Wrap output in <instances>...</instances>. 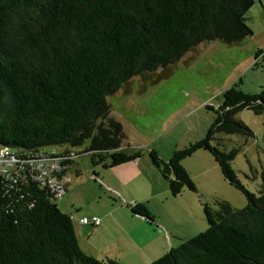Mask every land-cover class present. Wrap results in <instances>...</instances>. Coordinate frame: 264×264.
I'll use <instances>...</instances> for the list:
<instances>
[{
	"label": "trees",
	"instance_id": "trees-1",
	"mask_svg": "<svg viewBox=\"0 0 264 264\" xmlns=\"http://www.w3.org/2000/svg\"><path fill=\"white\" fill-rule=\"evenodd\" d=\"M255 0H0V145L19 153L82 147L93 166L115 168L137 160L122 148V126L110 117L107 97L132 78L167 68L200 43H240L252 36L245 14ZM264 53L258 51L257 59ZM206 109L213 110L207 106ZM264 113V87L244 94L235 84L205 136L152 164L172 196L196 192L182 161L208 151L225 180L247 204L219 210L203 204L208 228L150 264H264V169L256 195L238 181L231 162L238 148H219L217 136L252 131L235 116ZM96 174L93 177L96 179ZM35 184L0 183V264H119L79 246L71 217ZM148 224L146 205H126Z\"/></svg>",
	"mask_w": 264,
	"mask_h": 264
},
{
	"label": "rangeland",
	"instance_id": "rangeland-1",
	"mask_svg": "<svg viewBox=\"0 0 264 264\" xmlns=\"http://www.w3.org/2000/svg\"><path fill=\"white\" fill-rule=\"evenodd\" d=\"M245 18L252 36L240 43H200L176 63L134 77L107 97L110 117L121 124L125 135L122 148L127 153H139L137 160L105 169L90 163V152H85L88 144L69 147L73 157L65 173L67 188L55 204L71 217L81 246L108 256L102 260L150 264L208 228L203 204L213 211L219 210V201L235 209L246 206L245 196L229 185L208 151L198 150L182 161L196 192L185 188L178 196H172L149 156L154 151L167 162L175 151L201 140L223 104L226 89L236 84L244 94L255 95L264 87V60L262 56L254 58L258 51L264 53V0H255ZM235 119L243 122L253 137L245 140L227 135L216 139L221 140L219 148L223 151L238 148L231 168L241 185L257 195L264 169V113L242 110ZM56 148L62 151L65 147ZM119 179L127 180L121 189L123 197L109 187L118 189ZM126 200L129 205V200L145 204L154 217V228L130 218ZM94 216L101 219L99 227L77 223L82 217Z\"/></svg>",
	"mask_w": 264,
	"mask_h": 264
},
{
	"label": "built area",
	"instance_id": "built-area-1",
	"mask_svg": "<svg viewBox=\"0 0 264 264\" xmlns=\"http://www.w3.org/2000/svg\"><path fill=\"white\" fill-rule=\"evenodd\" d=\"M73 157L70 148L59 151L56 147L31 153H19L9 147L0 145V183L9 189L35 184L45 190L51 201L57 202L66 192L65 173L69 159ZM81 225L99 227L98 217H83Z\"/></svg>",
	"mask_w": 264,
	"mask_h": 264
},
{
	"label": "crops",
	"instance_id": "crops-1",
	"mask_svg": "<svg viewBox=\"0 0 264 264\" xmlns=\"http://www.w3.org/2000/svg\"><path fill=\"white\" fill-rule=\"evenodd\" d=\"M122 165H124V164H122ZM121 166V165H120ZM96 179H97V176H96ZM117 182L118 183H116L117 184V186L119 185V188H120V190H119V188L117 189V187H114V185H110L109 184V187H111V190L110 191H113L116 195H118L119 197L121 196V197H123L122 196V191H121V189L122 188H124V186L127 184V180H121V179H119V180H117ZM129 202L131 203L132 202V204H134V203H136V200H129ZM126 204L127 205H129L128 204V200H126ZM132 204H130V205H132ZM127 209V208H126ZM127 212L129 213V211H128V209H127ZM129 216H130V218H135V220H136V218L138 219V220H140V222L142 223V225H144V226H147V227H152V228H154V225L153 224H148L146 221H144L142 218H140V217H138V216H135V215H132V214H130L129 213ZM83 218V217H82ZM125 218V217H124ZM81 219V218H80ZM132 220V219H131ZM134 220V219H133ZM79 221V220H78ZM79 225H81L79 222H77ZM121 223H123V226H125V224H127V222L126 221H124V222H121ZM101 224H102V222H101ZM141 225V226H142ZM81 226H86V225H81ZM156 228H157V226H155ZM100 229H104V227L102 226ZM99 229V230H100ZM158 229V228H157ZM161 236H162V234H161ZM164 237V236H163ZM89 238V237H88ZM78 239V243H79V246H80V248L86 253V254H88V255H91V256H93V257H95V258H97V259H100V260H102V257L104 256V257H108V256H105L106 254H104V252L102 253V252H99V250H95V249H93V248H91V247H83V246H81V243H80V239H81V237H79V238H77Z\"/></svg>",
	"mask_w": 264,
	"mask_h": 264
}]
</instances>
